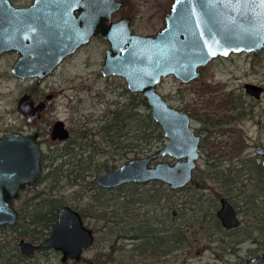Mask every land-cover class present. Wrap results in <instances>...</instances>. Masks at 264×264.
<instances>
[{
  "label": "rangeland",
  "instance_id": "obj_1",
  "mask_svg": "<svg viewBox=\"0 0 264 264\" xmlns=\"http://www.w3.org/2000/svg\"><path fill=\"white\" fill-rule=\"evenodd\" d=\"M16 1L26 3L30 0ZM124 1L123 6L116 11L115 17L129 14L132 16L134 31L153 35L165 26L166 14L174 2ZM109 45L105 37H94L67 56L41 83L34 77H18L11 71L15 54L8 52L0 58V137L1 134L12 130L30 132L40 129L43 138L44 173L50 168L54 169L57 163L62 161H66L65 167L71 172L56 182V168L51 172V177H46L35 189H25L17 199L16 205L21 209L20 222L14 226L0 227V239L6 243L5 253L8 254L5 259H20V264H250L253 255L263 251L264 227H259L261 223L253 212L255 209L246 199L248 195L256 194L259 187H255V184L247 179L249 171L238 167L244 164L249 155L256 154L255 141L264 142V123L262 122L260 129L259 123H254L246 114L234 123V133H229L227 128L219 130L223 133L226 131V134L230 135L228 138L209 136L200 146L202 158L198 161L197 175L207 168L211 172L206 171L211 175H216L212 171L215 170L214 167L208 166L206 161V156L214 155L222 160L218 176L230 177L229 180L232 181L231 178L236 175V184L233 187L222 186V181L207 173L205 187L196 188V183L193 184L194 189L185 187L183 190H177L171 197L165 189L162 190L164 186L157 182L160 181L158 179L142 181V186H139L141 192H134V185L126 183L111 191H104L103 186L93 180L99 172L119 167L130 157L152 153L170 140L163 129L154 128L150 134L153 127H147L142 118L133 120L125 116L127 122L124 121V116L112 119L111 116L115 114L113 111L134 97L136 109L140 114H145L150 108L139 102L140 91L130 90L124 76L104 75L101 72L105 50ZM201 72V78L189 82L170 73L159 83V89L170 104L188 111L197 107L194 125L203 126L205 116L214 120L230 114L228 112L232 110V106L227 105L234 91L249 102L247 104L253 101L264 119V92L258 99H254L245 89L246 81L264 85V49L259 52L243 50L232 52L228 56L214 57L208 64L201 65ZM26 91L32 92L36 98H42L47 92H55L43 117L33 126L26 123L18 109L17 100ZM58 118L67 122L72 134L66 142H73L75 149L72 154L54 158L57 148L60 151L65 146L63 141H53L49 133L51 125ZM107 120H113L112 129L104 127ZM136 126H143L146 132L135 129ZM162 158L175 160L170 155H162L157 159ZM231 165L237 168L230 170ZM156 186L162 191V196L158 198V195L154 194V200H150L147 189ZM215 189L228 196L239 209L243 222L238 229L227 228L223 223V227L216 230L202 223L186 222V217L182 214L184 209L178 210V216H175L171 209L170 204L174 201L182 202L181 207L187 205L190 214L202 206L206 208L208 203H205L202 197L215 195ZM48 191L60 202L66 201L84 210L86 223L95 228L97 239L92 247L84 251L80 260L71 258L65 262L61 259L62 253L53 248L24 255L22 259L14 252L20 231L28 226L23 216L27 211L26 206L32 200L36 201L37 193ZM199 201L203 202L202 205L198 204ZM208 202L211 203V200ZM112 211H115L117 219L122 222L121 237L117 236L118 232L112 231L113 226H110L113 217L109 220L108 217L112 215ZM132 223H146L151 228L157 227L155 230L161 228L164 233H174L176 227L181 225L182 240L164 255H154L150 250L143 252L137 246L141 243V238H132ZM113 242L116 248L114 250L111 247ZM103 250L110 253L106 254L110 257L108 262L99 259Z\"/></svg>",
  "mask_w": 264,
  "mask_h": 264
},
{
  "label": "water",
  "instance_id": "obj_2",
  "mask_svg": "<svg viewBox=\"0 0 264 264\" xmlns=\"http://www.w3.org/2000/svg\"><path fill=\"white\" fill-rule=\"evenodd\" d=\"M122 5L121 0H34L27 6H15L11 0H0V54L8 49L20 51L11 70L19 77L37 76L41 81L64 56L93 35H104L110 46L105 51L102 73L124 76L132 91H141L152 117L170 141L152 153L130 157L119 167L99 172L94 182L111 188L158 179L172 189L184 187L192 181L201 136L191 126V115L170 104L159 83L169 73L184 81L199 78V67L221 54L264 49V6L259 0H175L166 14L165 26L155 35H145L132 30L130 16L113 19L114 11ZM247 88L259 94L262 86L248 82ZM46 103L44 98L36 102L25 93L18 100V109L31 122L42 114ZM54 122V139L69 136L66 121L58 118ZM38 136V131L1 134L0 224L16 223L20 210L14 205L15 197L26 184L35 188L42 177ZM257 152L264 155V145H259ZM162 155L175 160L157 159ZM220 199L217 214L223 225H240L232 201L226 196ZM56 218L48 224L49 236L39 243L20 238L21 250L28 254L51 246L62 250L64 261L80 260L96 240L94 228L70 204L62 205ZM251 262L264 264V251Z\"/></svg>",
  "mask_w": 264,
  "mask_h": 264
},
{
  "label": "trees",
  "instance_id": "obj_3",
  "mask_svg": "<svg viewBox=\"0 0 264 264\" xmlns=\"http://www.w3.org/2000/svg\"><path fill=\"white\" fill-rule=\"evenodd\" d=\"M140 95V99L138 98V100H140L139 102L142 104H145L149 111L146 112L145 114H140V112L137 111V107H136V102L135 99L136 97L132 98L131 101H128V103H124L121 105V107L117 108L116 110H114L113 112L115 114H113V117H118V116H124V121L127 122L125 116H127L128 118L131 117L133 120H137L138 118H142L144 119V121L147 124V127L152 126L153 128H151L150 130V134L154 131L155 129H161L162 127H160V124L155 120L154 117H152L151 114V107L147 105V101L145 96H143V94L141 92H138ZM137 100V101H138ZM139 115V116H138ZM119 120L122 118H118ZM105 128L108 129H112L114 127V122L113 120H107V123L104 125ZM137 130L142 129V131H145L146 129L143 126H136L134 127ZM146 132V131H145ZM146 137V136H145ZM58 169L57 171V181H59L60 179H62L65 175L67 176V174H70L71 172L69 171L68 168L65 167L64 162H60L57 163V166L54 169H49L46 171V173H44V179H46V177H51V172L54 171L55 169ZM209 172H211L210 170H208ZM208 171H204V173L200 174L199 176L196 174L193 182L190 184L185 185L184 187H179V188H175L172 189L169 184H165V182L163 181H157L160 185L164 186V188H162V190H166L167 193H169L170 197L175 195V192L177 190H183L185 187H187L188 189H194L193 184L197 183V187H205L207 185L206 180H207V175L210 174ZM208 173V174H207ZM260 178L259 181L264 183V173L263 172H259L257 174ZM198 176V177H197ZM209 176L212 177V175L210 174ZM125 184V183H124ZM126 184L129 185H134L133 186V190L134 192H141L142 189L140 188L142 186L141 182H136V181H132V182H127ZM123 185V184H121ZM140 186V187H139ZM195 187V186H194ZM256 187V185H255ZM117 187H111V188H104V191H111L113 189H116ZM195 188V190H196ZM151 188L147 189V195L151 199H153L154 194L157 196L158 198H160V193L162 191L159 190V188L153 187L151 190ZM194 190V191H195ZM50 191H48L47 193L42 192V193H37L35 195L36 197V201L32 200L27 206L26 209L27 211H25L26 213H23L24 218L27 220L28 222V226L25 227V229L23 231H20L19 236H24V237H32V238H38L42 235H44L46 233V228L48 226V223L52 220L55 219V215L56 212L60 206V201L58 200V198L56 197H52L51 193H49ZM197 192V191H196ZM215 195L213 194V196L211 197L206 196V197H202V200H205V203L207 204V207L204 208L203 206L201 208H197L195 209L194 213L190 214L189 211V207H187V205L182 206V202H177L174 201L172 202L171 205V209L172 211L175 213V216H178L179 209H184L182 211V214L184 215V217H186V222H192L194 224H198V223H202L205 226H209V227H213L216 230H219L223 227L221 220L218 218L217 216V200L219 199V197L221 195H223V193L220 190H214ZM211 197V198H210ZM247 202H249L252 206V208L255 209L254 214L257 216V218L260 220L259 223L260 224V228L264 227V186H260L259 189H257V193L256 194H250L248 195V197L246 198ZM154 200V199H153ZM168 200V199H167ZM211 200V203L208 202ZM202 201H199L198 204L202 205ZM181 207V208H180ZM187 208V209H186ZM24 212V211H23ZM83 215L85 216V212L84 210L82 211ZM112 224L110 226L112 227V231H116L117 236L121 237V233H120V229L123 226L122 222L120 219L118 218V215L115 213V211H112V215L110 214L108 217V220L110 218H112ZM20 222V220L18 222H16V224H18ZM15 224V225H16ZM8 225V224H6ZM6 225H2L0 224V227H4ZM132 225V227L130 228L131 231H133V236L132 238H136V239H140L141 238V243H139L137 246L140 248L141 251L145 252L146 250H150V252L154 255H164L167 254V252H169L170 250L173 249L174 246H177V243L179 244L180 241L182 240V233L180 230H183L181 228V225L176 227L174 233H164L163 230L161 228H158V230H155V228H151L150 225H147L146 223L143 224H139L136 225L135 223L130 224ZM262 225V226H261ZM8 226H14V225H8ZM30 229H29V228ZM180 227V229H179ZM240 226L233 228V229H238ZM231 229V228H230ZM251 237V236H248ZM3 240L0 239V263L2 264H20L18 262V260H12L10 257L7 258V260L5 259V257L8 255L5 249L6 243L2 242ZM15 247L13 249H15V254L22 259V257L24 256L23 252L20 251L17 242L15 243ZM111 247H113V250L116 249L114 247V242L111 244ZM263 247H264V242H263ZM161 251H158V250ZM109 253L108 251L103 250L100 254H99V259L102 261H106L108 262L109 258L106 254ZM110 254V253H109ZM13 256V255H12Z\"/></svg>",
  "mask_w": 264,
  "mask_h": 264
},
{
  "label": "flooded vegetation",
  "instance_id": "obj_4",
  "mask_svg": "<svg viewBox=\"0 0 264 264\" xmlns=\"http://www.w3.org/2000/svg\"><path fill=\"white\" fill-rule=\"evenodd\" d=\"M33 1L34 0H30V1H28V2H26V3H21V2H17L16 0H11V2L16 6H27V5H30V4H32L33 3ZM121 1H123V4H124V0H121ZM175 1V0H174ZM123 6V5H122ZM121 6V7H122ZM120 7V8H121ZM119 8V9H120ZM119 9H117V10H119ZM116 10V11H117ZM116 11H114L115 13H116ZM115 13H114V15H113V19H121V18H124V16H130V22H131V27H132V30L134 31V29H133V22H132V16L131 15H129V14H127V15H124V16H121V17H115ZM76 14H78V12L76 11ZM134 32H137V31H134ZM140 33V32H139ZM141 34H143V33H141ZM147 34V33H146ZM145 34V35H146ZM151 35H153V34H151ZM96 36H101V37H105L104 35H100V34H95V35H93V37L88 41V42H90L94 37H96ZM106 38V37H105ZM107 39V38H106ZM108 41V40H107ZM88 42H86V43H88ZM86 43H83L82 45H84V44H86ZM108 43H109V41H108ZM82 45L79 47V48H81L82 47ZM110 46V45H109ZM78 48V49H79ZM78 49H76L75 51H77ZM75 51H73L72 53H74ZM106 51V50H105ZM8 52H11V53H13V54H15L16 56H15V61H14V63L17 61V58L19 57V55H20V51H18V50H16V49H8L7 51H4V52H2L1 54H0V58L3 56V55H5V54H8ZM232 52H235V51H232ZM230 54H232V53H230ZM229 54V55H230ZM69 55H71V54H68V55H66V56H64V58L62 59V61L67 57V56H69ZM105 55V54H104ZM223 54H221V55H218V56H222ZM225 56H228V55H225ZM215 57H217V56H215ZM214 58V57H213ZM212 59V58H211ZM62 61L60 62V63H62ZM209 62H210V60H209ZM208 62V63H209ZM14 63H13V65H14ZM59 63V64H60ZM208 63H206V64H208ZM58 64V65H59ZM206 64H202V65H206ZM12 65V66H13ZM58 65H56L54 68L56 69V67L58 66ZM11 66V67H12ZM200 68V72H201V66L199 67ZM54 69V70H55ZM102 69V68H101ZM53 70V71H54ZM12 71V70H11ZM52 71V72H53ZM51 72V73H52ZM102 72V71H101ZM14 73V72H13ZM50 73V74H51ZM15 74V73H14ZM50 74H48V75H50ZM170 74V73H169ZM16 75V74H15ZM48 75H46V76H48ZM17 76V75H16ZM46 76H44V77H42L41 78V81H39L38 80V77L37 76H31V77H34L35 79H36V81L38 82V83H41L43 80V78H45ZM167 76V75H166ZM201 76H202V72H201ZM19 77V76H18ZM20 77H22V76H20ZM30 77V78H31ZM165 77V76H164ZM199 78H201V77H199ZM199 78H192V79H199ZM163 79V78H162ZM191 79V80H192ZM190 80V81H191ZM162 81V80H161ZM184 81V80H183ZM185 82H189V81H185ZM248 82H251V81H246L245 82V89H246V91H248V94L250 95V96H252L254 99H258L262 94H263V92H264V85H261L262 86V89L260 90V93L259 94H257L256 92L255 93H253L252 91H249L248 90V88H247V83ZM257 83V82H256ZM257 84H259V83H257ZM158 88H159V86H158ZM130 89V88H129ZM131 90V89H130ZM160 90V89H159ZM161 91V90H160ZM134 92H136V91H134ZM141 92V91H140ZM25 93H29V94H31L32 95V97L35 99V101L36 102H38L39 100H42L43 98L45 99V101H47V103H46V105L43 107V110L41 111L42 112V114L40 115V116H38V117H35L34 119H33V121H31V122H28L27 121V118H26V116H24V114H23V117L25 118V121H26V123H28V124H30L31 126H33L34 124H37V122H38V120L39 119H41L42 117H43V115H44V111L46 110V108L48 107V105H49V103L51 102L50 100H52L53 99V97L55 96V92L53 91V92H47V93H45V95L44 96H42V98H36L34 95H33V93L32 92H29V91H26V92H24V93H22L21 95H23V94H25ZM142 93V92H141ZM162 93V92H161ZM48 94H50L51 95V97H47V95ZM143 94V93H142ZM238 94V92L237 91H234V93L233 94H231V96H230V99H229V105H227V106H232V110L230 111V112H228V113H230V114H227V116L225 117V118H221V119H214V120H212L209 116H205V117H203V122H202V125L203 126H201V127H198L197 125H194V123H193V121L194 120H196V114H197V111L195 110V109H197V107H194V108H192V109H190V111H188V110H185V109H183V108H178L177 106V108L178 109H180L181 111L182 110H185V111H187L188 113H189V115H191V126H192V128H194V130H195V132L197 133V134H199L200 136H201V138H200V141H199V144H198V147H199V152H200V154H199V157H198V161H199V159H201L202 158V151H201V144H202V142L204 141V140H206L207 138H209V136H214L215 137V135H217L219 138L221 137H226V138H228L230 135H227L226 134V131H225V133H223V132H221V131H219L220 129H225V128H227L228 129V132L229 133H234L236 130V126L234 125V123L235 122H237L239 119H241L242 117H244L246 114L247 115H249L250 116V118H252L254 121V123H259V127H260V129L262 128V125H263V123H264V119H262V115H261V113L257 110V108L255 107V105L256 104H254V102L253 101H251V104H247V103H249V102H247L246 100H244V98L243 97H241V96H238L237 95ZM162 95H163V93H162ZM144 96V95H143ZM165 96V95H164ZM21 97V96H20ZM20 97L18 98V100L20 99ZM146 98V97H145ZM165 98H166V96H165ZM167 99V98H166ZM18 100H17V102H18ZM147 101V100H146ZM168 101V100H167ZM169 102V101H168ZM175 106V105H174ZM194 109V110H193ZM21 113V112H20ZM260 116V117H259ZM55 121V120H54ZM263 122V123H262ZM55 123V122H54ZM54 123L51 125V127H50V131H49V133H51V138H52V140L53 141H63L64 142V145L65 146H63L64 147V149L63 148H61V150L60 151H58V148H57V151H56V155L54 156V158H56V157H58V156H63V155H66V154H72V152H73V150L75 149V147H73V146H75V144H73V142H66V140L71 136V134H72V132L70 131V128H69V126L67 125V122H66V127L68 128V130H69V132H70V134H69V136H67V137H65V138H63V139H61V138H59V137H57V138H53V126H54ZM160 127H162L161 125H160ZM162 129H163V127H162ZM12 131H20V132H27V133H33L34 131H38V133H39V136H38V140H39V142H40V144H41V150H42V154H43V138H42V133H41V130L40 129H34L33 131H23V130H12ZM12 131H9V132H12ZM163 132H164V129H163ZM5 133H8V132H5ZM228 133V134H229ZM4 134V133H3ZM165 134V133H164ZM169 138V137H168ZM170 141V140H169ZM168 141V142H169ZM66 142V143H65ZM76 143V142H75ZM236 143H238V142H236ZM254 144H256V148H255V152H256V154L255 155H249L248 156V158L247 159H245V162H244V164L241 166V167H238V169H246L247 171H249V174H248V176H247V179L249 180L250 179V181H251V183L253 182L256 186H258V187H260V186H264V183L263 182H261V181H259V176L257 175L259 172H263L264 173V165L262 164V162H263V159H264V155L263 154H261V153H259V152H257V148H258V146L259 145H264V142H262V141H255V143ZM58 145H59V143H58ZM245 145V144H244ZM59 147V146H58ZM52 156V157H53ZM43 158H44V154L42 155V165H43ZM206 161H207V163H208V166L210 165V166H212V167H214V169L215 170H212V171H214L215 173H216V175H212V177L213 178H215V179H218V181H222V186H226V187H233V186H235V184H236V175H234L235 177H233V178H231V180L232 181H230L229 180V178L230 177H227V178H225V177H223V176H218L217 175V172L218 171H220L221 169H220V165H222V160H221V158H218V157H215L214 155H211V156H206ZM63 162V161H62ZM66 161H64V163H65ZM230 167V170L232 169V170H235L236 168H237V166H233V165H231V166H229ZM199 168H198V162H197V166H196V169H195V172H194V175H193V178H192V181L191 182H193V180H194V178H195V176H196V172H197V170H198ZM206 170H209V168H207ZM205 170V171H206ZM44 171H45V166L43 165V170H42V173H41V179H40V181L36 184V186L41 182V181H43V178H44ZM204 172H202V174H203ZM217 178H216V177ZM239 176V175H238ZM239 178V177H238ZM56 179V178H55ZM53 181H54V179H53ZM190 182V183H191ZM36 186H35V188H36ZM170 186V185H169ZM35 188H31V187H29L28 186V184H26L25 185V188H21L20 189V194L17 196V197H15V200H14V205L16 206V208L17 209H19V207H17V205H16V201H17V199H19V197L22 195V193L25 191V189H35ZM105 188H107V187H105ZM215 190H219V189H215ZM222 196H226V195H221L220 197H219V199L222 197ZM226 198L227 199H230L228 196H226ZM231 200V199H230ZM220 202V204H221V199L219 200ZM232 201V200H231ZM232 203H233V201H232ZM65 204H67V205H71V206H73V207H75L76 209H78L80 212H81V215L84 217V220H85V216L83 215V213H82V211L83 210H81V209H79L77 206H75V205H73V204H71V203H67L66 201H62V202H60V206H59V208H58V210L61 208V206L62 205H65ZM220 204L218 205V207L220 206ZM234 204V203H233ZM235 205V204H234ZM218 207H217V209H218ZM235 207H236V205H235ZM236 209H238L237 207H236ZM20 210V215H19V218L17 219V221L16 222H18L19 221V219H20V216H21V209H19ZM58 210H57V212H56V215H55V219L54 220H52V221H50L49 223H51V222H53V221H55L57 218V214H58ZM217 212H218V210H217ZM217 216H218V214H217ZM238 216H239V218H240V220H241V222H240V225H241V223L243 222V219L241 218V215H240V211H239V209H238ZM86 222V221H85ZM222 222V221H221ZM48 223V224H49ZM6 224H8V225H15L16 223H14V224H9V223H6ZM6 224H2V225H6ZM87 224V223H86ZM88 225V224H87ZM240 225H238V226H240ZM89 226V225H88ZM238 226H236V227H238ZM91 227V226H90ZM94 228V227H93ZM46 229H48V226H47V228ZM94 230H95V228H94ZM49 234H50V230L48 229V231H46V233L44 234V235H42V236H40V237H38V238H32V237H24V236H19V238H18V244H19V249H20V251H22L21 250V245H20V241H19V239L20 238H25L26 240H32V242L33 243H39L40 241H42V239H44L45 237H47V236H49ZM95 237H96V231H95ZM96 239H97V237H96ZM96 241V240H95ZM93 245V244H92ZM92 247V246H91ZM49 249V248H53V249H55L54 247H51V246H49V247H39V248H37V249H35L32 253H25V252H23V254L24 255H31V254H34V253H36L37 251H39V250H41V249ZM55 250H58V249H55ZM262 250L264 251V247L262 248ZM59 252H61L62 253V250H58ZM263 251L261 252V253H258V254H255V255H260V254H262L263 253ZM83 255V254H82ZM255 255H253V256H255ZM62 256V255H61ZM253 258V257H252ZM252 258H251V260H252ZM62 259V258H61ZM69 259H71V258H69ZM69 259H67L66 261H68ZM72 259H74V258H72ZM81 259V258H80ZM251 260H250V264H252V262H251ZM64 261V260H63ZM65 261V262H66Z\"/></svg>",
  "mask_w": 264,
  "mask_h": 264
},
{
  "label": "snow or ice",
  "instance_id": "obj_5",
  "mask_svg": "<svg viewBox=\"0 0 264 264\" xmlns=\"http://www.w3.org/2000/svg\"><path fill=\"white\" fill-rule=\"evenodd\" d=\"M259 3L261 4V6H264V0H259Z\"/></svg>",
  "mask_w": 264,
  "mask_h": 264
}]
</instances>
